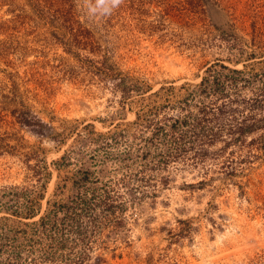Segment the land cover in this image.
I'll list each match as a JSON object with an SVG mask.
<instances>
[{
    "label": "rangeland",
    "instance_id": "rangeland-1",
    "mask_svg": "<svg viewBox=\"0 0 264 264\" xmlns=\"http://www.w3.org/2000/svg\"><path fill=\"white\" fill-rule=\"evenodd\" d=\"M95 6L96 0H0V186L45 183L39 215L48 200L67 201L77 191L69 179L56 186L64 171L79 166L57 170L78 145L76 133L87 124L103 134L129 127L145 98L134 94L125 102L118 78L91 74L88 60L155 91L195 86L217 61L243 68L264 58V0H122L109 13L91 11ZM21 116L40 127L22 124ZM261 132L245 144L225 145V137L206 147L205 158L147 171L154 186L111 168V185L125 203L121 220L105 225L80 264H264ZM84 149L92 170L90 154L98 160L103 150L92 143ZM135 183L146 193L130 202L126 186ZM73 261L58 256L56 264Z\"/></svg>",
    "mask_w": 264,
    "mask_h": 264
},
{
    "label": "trees",
    "instance_id": "trees-1",
    "mask_svg": "<svg viewBox=\"0 0 264 264\" xmlns=\"http://www.w3.org/2000/svg\"><path fill=\"white\" fill-rule=\"evenodd\" d=\"M88 61L91 74L118 78L114 85L125 102L134 94L145 97L146 102L135 111V120L127 128L103 134L87 124L76 133L78 145L57 162V170L79 163L72 174L64 171L56 185L65 187L69 179L77 188L67 201L48 200L39 215L45 183L34 188L0 186V264H56L58 256L69 260L74 256V264L84 263L92 243L98 240L96 235L105 225L117 224L121 220L117 213L125 207L114 181L111 185V168H123L136 183L154 186L157 179L147 171L164 170L173 160L205 158L206 147L217 140L228 137L225 145L245 144L246 137L262 131L259 142L264 144V58L257 65L243 64V68L217 61L205 68L195 86L170 84L155 91L143 81H126L111 64L99 67ZM19 122L29 127L41 125L28 116H21ZM121 142L125 145L122 150ZM90 143L103 150L98 160L90 154L92 170L84 166V148ZM248 143L254 144V140ZM109 161L113 167L107 166ZM138 186H126L130 202L145 196ZM36 216L31 222L21 221Z\"/></svg>",
    "mask_w": 264,
    "mask_h": 264
},
{
    "label": "clouds",
    "instance_id": "clouds-1",
    "mask_svg": "<svg viewBox=\"0 0 264 264\" xmlns=\"http://www.w3.org/2000/svg\"><path fill=\"white\" fill-rule=\"evenodd\" d=\"M122 0H96V6L91 9L95 12L97 8H102L104 13H109L112 9L118 7Z\"/></svg>",
    "mask_w": 264,
    "mask_h": 264
}]
</instances>
